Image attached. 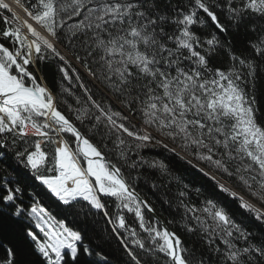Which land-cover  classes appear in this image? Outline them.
<instances>
[{
  "label": "snow or ice",
  "instance_id": "snow-or-ice-1",
  "mask_svg": "<svg viewBox=\"0 0 264 264\" xmlns=\"http://www.w3.org/2000/svg\"><path fill=\"white\" fill-rule=\"evenodd\" d=\"M16 3L26 19L0 0V264H28L9 239L21 220L34 224L20 229L21 238L35 245L45 264H93L92 256L97 264H110L65 222L95 214L111 226L108 236L126 257L122 264H264V235L258 239L236 219L247 213L264 225L258 65L222 39L229 27L239 31L248 24L259 32L249 47L264 59V0ZM197 25L210 30L200 32ZM222 50L227 68L214 65ZM45 63H53L60 76L57 92L36 75ZM150 147L215 181L211 194L196 202L185 201L193 189L182 185L178 220L161 221L143 194L149 185L159 189L156 174L161 181L175 179L169 163L141 155ZM29 178L54 198L63 218L37 199L41 193ZM233 181L252 200L229 187ZM175 223L194 238L191 245L168 227Z\"/></svg>",
  "mask_w": 264,
  "mask_h": 264
},
{
  "label": "trees",
  "instance_id": "trees-1",
  "mask_svg": "<svg viewBox=\"0 0 264 264\" xmlns=\"http://www.w3.org/2000/svg\"><path fill=\"white\" fill-rule=\"evenodd\" d=\"M186 2V0H185ZM219 11V9L217 10ZM255 20H259V18L254 17ZM221 20H224V17L221 16ZM264 23V21H260ZM3 25H0L2 28ZM196 29L200 32L209 31L210 29H203L200 26H196ZM259 32H252L250 30V25L244 24L241 26L239 31H237L233 27H229L227 33H224L222 39L225 41H231L234 50L237 53L244 52L246 55L251 54L252 57L255 58L256 63L258 65V74L255 78V91L257 97V106L260 110V115L264 118V59L260 57H256L254 51L249 47V41L255 40ZM68 42L65 41V44ZM61 51H64V48L61 45H57ZM77 50H79L77 48ZM83 55V53H81ZM215 66H221L227 68L229 65V60L227 53L225 51H221L220 54L216 57L214 61ZM36 75L38 77L42 76L44 78V83L53 90V92L59 91L60 84V76L57 74L55 70V66L53 63H45L40 65V70L37 71ZM68 82H65L67 85ZM73 91L77 94H80V90L78 88H73ZM69 102H72V98L69 97ZM117 107H119L117 105ZM134 156V153L130 154ZM147 160L151 161L153 159L156 160H164L169 163L173 176L175 179H172L171 182L167 178L162 181L158 178L157 175V183L159 185V189H152L151 186H146L143 188V194L147 195V197L155 204L156 214L159 218H161L165 223H167L170 219H179V213L175 210V201H176V193L182 187L183 184L189 185L190 191L189 195L185 197V201L196 202L198 200H202L204 196H208L212 192V185L215 181L210 180L208 177L203 176L197 169L192 168L190 165L181 161L174 157L171 153L167 152L162 148L150 147L148 149H144L141 153ZM109 156L116 162L115 155L113 153H109ZM193 163H196L193 161ZM4 165L0 164V176L4 174ZM16 171L20 175H27L30 177V173H27L26 170L22 168V166H15ZM234 167V165H233ZM9 172H12V169H8ZM142 172H152V170L147 168L140 169ZM219 178V176H218ZM177 179L182 183L178 184ZM228 178L224 177V180L221 182H225ZM29 185H34L37 192H40L41 195L37 197L44 205L49 207V210L52 212L57 219L63 218L59 213L56 212L55 206L53 204V199L48 195H45V192L41 190V187L38 185V182L32 181L30 178L27 181ZM235 188L236 191L240 192L248 199L252 200V198L248 195L247 191L242 186H235V182L229 184ZM195 188H200L202 192V196H197V193L194 191ZM46 191V190H45ZM219 192V189L216 190ZM32 192V187H27L26 193ZM221 198L224 202L229 203L232 208H238V203L232 199L231 196L227 194H220ZM166 200H171L173 203L169 206L166 203ZM27 194L25 196V203H28ZM110 208L112 207L111 201L109 200ZM114 210V208H113ZM242 211V210H241ZM126 215H129L125 213ZM237 220L243 219L244 223L252 229L254 233H256L257 238L259 239L261 235H264V225H261L259 222L255 221L252 217H250L247 213L243 214V217L237 215ZM66 224L68 227L73 229L80 230L84 235L83 244L88 245L94 251H102L109 258L110 264H122V261L126 259L123 254L122 248L119 246L118 241L114 237H109L111 226L106 224L102 214H95L94 216H89L86 219L84 217H77L73 219L72 217H68L66 219ZM33 227V225H29L27 220H21L20 224L17 226L16 230L9 237L12 243L17 246L18 252L23 256L24 259L28 261V264H45L43 258L39 256L38 253L35 252V245L25 239H22V233L20 231L21 228ZM171 230H174L180 235V237L184 240L186 245H191L193 243V237H189L180 227L179 223L168 224ZM138 227V226H137ZM37 231V230H36ZM38 233V231H37ZM142 235H145L142 233ZM41 237V235H39ZM199 247V245H197ZM0 256H3V251L0 250ZM90 260L93 261V264H97L98 257L92 256L89 257Z\"/></svg>",
  "mask_w": 264,
  "mask_h": 264
},
{
  "label": "bare ground",
  "instance_id": "bare-ground-1",
  "mask_svg": "<svg viewBox=\"0 0 264 264\" xmlns=\"http://www.w3.org/2000/svg\"><path fill=\"white\" fill-rule=\"evenodd\" d=\"M6 3H9L13 9L14 12H16L21 20L26 19L27 17L25 16V13L21 9V7L16 3V0H6ZM46 34V33H45ZM156 214V213H155ZM157 216V214H156ZM158 217V216H157ZM161 219V218H160Z\"/></svg>",
  "mask_w": 264,
  "mask_h": 264
},
{
  "label": "rangeland",
  "instance_id": "rangeland-1",
  "mask_svg": "<svg viewBox=\"0 0 264 264\" xmlns=\"http://www.w3.org/2000/svg\"><path fill=\"white\" fill-rule=\"evenodd\" d=\"M6 1V0H5ZM229 187H232L231 185H228ZM234 190H235V188H234ZM239 191V190H238ZM240 193V192H239ZM241 194V193H240ZM241 195H243V194H241ZM244 196V195H243ZM245 197V199H248L246 196H244ZM248 200H250V199H248ZM254 202V201H253ZM38 231V234L39 235H41V239H43L44 237H43V234L42 233H39V230H37Z\"/></svg>",
  "mask_w": 264,
  "mask_h": 264
},
{
  "label": "water",
  "instance_id": "water-1",
  "mask_svg": "<svg viewBox=\"0 0 264 264\" xmlns=\"http://www.w3.org/2000/svg\"><path fill=\"white\" fill-rule=\"evenodd\" d=\"M156 215V214H155ZM160 219V218H159ZM161 221H163L162 219H160ZM164 222V221H163ZM165 223V222H164ZM169 227V226H168ZM170 228V227H169Z\"/></svg>",
  "mask_w": 264,
  "mask_h": 264
}]
</instances>
